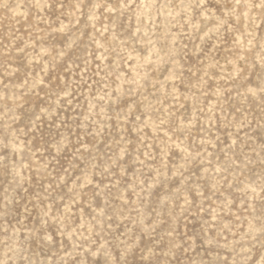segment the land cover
<instances>
[{"label":"rangeland","instance_id":"1","mask_svg":"<svg viewBox=\"0 0 264 264\" xmlns=\"http://www.w3.org/2000/svg\"><path fill=\"white\" fill-rule=\"evenodd\" d=\"M0 264H264V0H0Z\"/></svg>","mask_w":264,"mask_h":264}]
</instances>
